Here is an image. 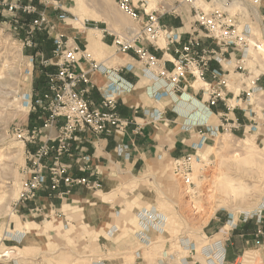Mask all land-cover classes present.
I'll list each match as a JSON object with an SVG mask.
<instances>
[{"label":"rangeland","instance_id":"rangeland-1","mask_svg":"<svg viewBox=\"0 0 264 264\" xmlns=\"http://www.w3.org/2000/svg\"><path fill=\"white\" fill-rule=\"evenodd\" d=\"M132 1L134 6L141 4ZM158 1L149 0L145 10L156 11ZM177 1L173 5L172 0L161 4L169 11ZM222 1L193 0L198 9L223 12L237 20L239 30H250L242 68L230 69L245 88L240 91L235 85V92L243 93L236 99L232 94H222L224 100L219 99L216 105L209 104L210 94L207 99L210 108L221 105L224 109L221 125L204 127L199 132V142L189 152L147 173L117 179L81 177L88 183L69 187L59 179L55 190L51 189V177L56 168L51 161L37 166L32 157L48 137L44 132H33V128H39L34 126L40 121L42 126L43 121L39 117L33 120L30 114L35 112L28 109L32 96L39 94H23L43 65H37L39 59L29 53L34 45L32 35L26 33L28 26L21 33L11 32L8 24L0 22L1 245L27 246L38 237L41 250L36 260L43 264H160L175 252L183 253L188 246H192L193 261L198 264H206L205 257L209 255L217 264H264V108L252 94L254 78L264 72V53L258 49L264 48V41L258 39L264 0ZM183 3L192 10V3ZM104 6L116 25L125 29L142 26L132 24L115 0H106ZM250 7L257 9L261 21ZM22 15L30 17L27 25L36 17ZM26 39L31 46L26 45ZM163 42L160 36L155 44ZM229 111L242 114L245 132L238 124L240 116L235 114L232 121L227 117ZM159 114L157 121L162 118ZM125 150L126 146H120L118 154ZM63 156H72L71 148ZM60 163L70 175V166L62 160ZM35 175L43 183L34 193H28ZM61 184L67 192L59 193L55 202L41 200L43 193L52 196ZM73 187L83 193L77 201L68 194ZM20 221L21 226L27 223L25 228L20 227ZM13 223L19 225L17 232ZM13 233L17 235L11 237ZM13 250L3 247L0 253L14 258L8 253Z\"/></svg>","mask_w":264,"mask_h":264},{"label":"crops","instance_id":"crops-1","mask_svg":"<svg viewBox=\"0 0 264 264\" xmlns=\"http://www.w3.org/2000/svg\"><path fill=\"white\" fill-rule=\"evenodd\" d=\"M22 1L24 3L31 1L47 20L45 29L35 32L31 36L34 45L32 50L35 51L33 56L35 59H39L37 65H43V68H47L48 65L55 66L59 60L52 56V40L57 37L67 38L81 51H84V53L78 54L79 60L75 67L76 72H83L84 74V81L78 87L88 89L87 97L94 106H99L104 96H109L115 100L118 116L128 122L123 131H114L99 137L87 131L77 133L70 142L72 156H63L61 159L63 163L70 166L71 176L117 179L147 173L150 169L164 164L168 159L179 158L185 152H189L192 146L199 142V132L204 127L217 128L221 125L224 109L221 105L214 108L207 105L209 94L204 92L203 83L190 78L184 80L185 87L181 92H174L168 83L156 75V70H153L152 67L147 69L144 63L138 60L133 50L125 53L117 50L113 45V36L123 33L125 28L112 21L113 17L110 15V11L105 10L104 3L106 0H56L59 6L56 10H52L50 7L45 8L42 0ZM166 1L159 0L156 4L155 12L161 24L166 25L169 30L180 32L183 39L200 32L194 23L191 7H187L183 0H172L171 4L176 1L177 4L171 10L165 11V5H162L161 2L165 4ZM138 2H141V4L136 5L140 12L142 9H147L149 0H138ZM260 7L263 26L258 39L264 41V6ZM3 13L0 15L5 18L0 17V22L8 24V29L12 32L13 25L10 16L5 12ZM61 13H65L69 19L60 22L57 16ZM70 16H76L79 19L78 26L71 22ZM19 17V21L23 25L21 33L27 26L30 17L22 14ZM245 26L248 25L244 24L243 27ZM137 44L138 47L156 57L159 69L171 70L175 56L172 48L166 47L165 40L159 46L143 41ZM202 44L205 47H210V42L207 39H202ZM225 56H229V59L220 60L218 63L211 62L210 66L220 70L225 80L226 94H232V99H236L239 94L243 93L240 91L245 88L241 81H237L236 76L231 75V70L235 69V64L241 54L231 52ZM92 61L101 64L103 68L109 70V73L105 75L101 71L93 70L90 65ZM51 68L50 70L47 68V77L50 74H55L56 67ZM40 74L41 71L39 70V74L34 76L23 94L33 92L39 94L36 90L34 91L33 81ZM229 79H231V87ZM253 83L255 86L252 94L264 108V72L256 75ZM235 85H237V89L241 88L240 91L235 92L237 90L233 88ZM110 86L115 88L114 91L110 90ZM163 92L167 95L160 94V97L157 98V94L154 97L156 93ZM153 110L162 113V118L155 123H152L150 118ZM235 114L240 116L238 124L245 132L247 127L240 112L231 113L229 111L228 119L234 121ZM60 124L61 121L59 120L56 125L47 129L46 136L54 138ZM120 146H126V150L118 154ZM82 167H85L86 170H82ZM66 192L67 189L61 184L52 196L48 197L47 193H43L40 198L44 201L52 200L55 202L59 193ZM68 194L75 198L74 201L83 195L77 187H73ZM25 210L26 208H23L21 211L24 212ZM21 224L20 221V227L25 228L27 223L22 226ZM13 226L14 232H17L16 226L19 225L13 223ZM16 235L13 233L11 237ZM36 238L27 246H23L21 243H18L19 246L8 244V247L3 246V243L0 244V252L3 247L12 248V250L18 249V252L14 250L8 252L15 255L14 258H8V255L5 256L4 253H0V264H43V262L38 263L36 260L41 250L40 246L37 245L39 239ZM10 241L15 244L14 241Z\"/></svg>","mask_w":264,"mask_h":264},{"label":"built area","instance_id":"built-area-1","mask_svg":"<svg viewBox=\"0 0 264 264\" xmlns=\"http://www.w3.org/2000/svg\"><path fill=\"white\" fill-rule=\"evenodd\" d=\"M184 1L192 3L193 20L201 32L185 39L180 32L162 26L155 11L147 12L142 9L140 12L132 0H115L117 8L132 24L142 26L138 29L126 28L123 33L114 35L113 45L122 53L133 50L138 60L144 63L147 69L152 67L156 70V75L168 83L174 92L182 91L185 87L184 80L192 78L201 81L207 86V88L202 86L204 92L210 94L209 104L216 105L219 99H223L222 94H226V84L220 70L212 68L210 64L225 59V54L239 52L241 56L237 59L235 68L241 69L243 56L248 47L249 32L244 28L239 30L237 20L223 12H204L193 6V0ZM42 4L52 10L59 8L56 0H42ZM3 12L9 14L14 31H20L23 26L19 21L18 12L35 15L36 17L27 25L26 33L30 36L35 32L43 31L47 25L45 16L31 2L23 4L22 0H0V13ZM57 18L60 22L69 19L65 13L59 14ZM70 20L75 24L79 22L76 16H70ZM160 36H163L166 47H171L175 56L171 70L159 69L156 57L137 44L146 41L156 46L155 43ZM202 39L209 40L211 47L203 46ZM25 42L27 46H31V41L26 39ZM80 53L84 51L67 38L57 37L53 40L52 56L59 60L55 65L56 73L48 76L46 91L38 96H32L28 107L31 112H39V119L43 121L41 127L33 128V132L46 133L48 128L61 121L56 136L47 137L32 156L37 166L41 167V162L51 161L53 168H56L51 177L52 190L58 187L59 179H62L67 187L88 183L85 178L68 175L65 166L60 163L61 157L69 153L70 142L77 133L87 131L94 136H103L114 131H123L127 125V122L117 115L115 100L104 96L100 105L94 106L87 97L88 89L78 87L84 81L83 72L75 71ZM90 65L93 70L101 71L105 75L109 73L108 69L95 61ZM109 88L112 91L115 89L113 86ZM160 94L166 93H156L154 96L160 97ZM152 114L151 122L155 123L160 114L157 110H153ZM251 128H256V125H251ZM41 183H43L41 177L35 175L30 186L27 187V192L34 193L41 187ZM212 256L205 257L206 264H217ZM163 260L165 261H160V264H198L193 261L192 246H188L183 253L175 252L172 258L167 257Z\"/></svg>","mask_w":264,"mask_h":264},{"label":"trees","instance_id":"trees-1","mask_svg":"<svg viewBox=\"0 0 264 264\" xmlns=\"http://www.w3.org/2000/svg\"><path fill=\"white\" fill-rule=\"evenodd\" d=\"M29 21H30V19H29ZM52 50H53V48H52ZM29 53L34 54L35 51L31 50V52L29 51ZM47 68H48V70L52 69L51 67L50 68L47 67ZM47 68H40L41 74L38 78H36L34 80V91L36 90L37 92H39V94H42L43 92L46 91V83L48 81V77L46 76ZM50 75H52V74H50ZM39 114H40L39 112H35V113L30 114V117H32L33 120L35 119V121H37V120H39L38 119V117L40 116ZM40 124H41V121L39 122V124H36V126H34V127H40L41 126Z\"/></svg>","mask_w":264,"mask_h":264},{"label":"bare ground","instance_id":"bare-ground-1","mask_svg":"<svg viewBox=\"0 0 264 264\" xmlns=\"http://www.w3.org/2000/svg\"><path fill=\"white\" fill-rule=\"evenodd\" d=\"M218 2L223 3L222 0H218ZM232 2V1H231ZM246 4V3H245ZM233 6V5H232ZM250 12L254 15V17L257 19V21H261L259 17V13L255 7H250ZM261 23V22H260ZM261 25V24H260ZM160 42V41H159ZM159 44V43H158ZM259 50H261L264 53V48L258 47Z\"/></svg>","mask_w":264,"mask_h":264}]
</instances>
